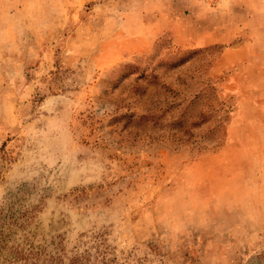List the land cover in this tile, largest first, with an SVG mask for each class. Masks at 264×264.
<instances>
[{
	"label": "rangeland",
	"instance_id": "rangeland-1",
	"mask_svg": "<svg viewBox=\"0 0 264 264\" xmlns=\"http://www.w3.org/2000/svg\"><path fill=\"white\" fill-rule=\"evenodd\" d=\"M0 232L264 264V0H0Z\"/></svg>",
	"mask_w": 264,
	"mask_h": 264
},
{
	"label": "trees",
	"instance_id": "trees-1",
	"mask_svg": "<svg viewBox=\"0 0 264 264\" xmlns=\"http://www.w3.org/2000/svg\"><path fill=\"white\" fill-rule=\"evenodd\" d=\"M0 232V264H62L59 258L45 253L41 247H34L32 244L14 243L10 244V235H1ZM3 234V233H2ZM71 264H81L75 259Z\"/></svg>",
	"mask_w": 264,
	"mask_h": 264
}]
</instances>
